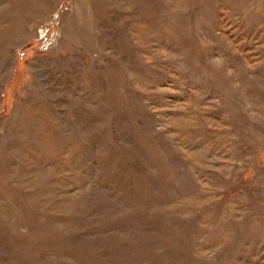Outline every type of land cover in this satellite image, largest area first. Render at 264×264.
Listing matches in <instances>:
<instances>
[{
    "label": "rangeland",
    "instance_id": "rangeland-1",
    "mask_svg": "<svg viewBox=\"0 0 264 264\" xmlns=\"http://www.w3.org/2000/svg\"><path fill=\"white\" fill-rule=\"evenodd\" d=\"M0 264H264V0H0Z\"/></svg>",
    "mask_w": 264,
    "mask_h": 264
}]
</instances>
